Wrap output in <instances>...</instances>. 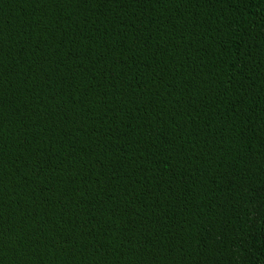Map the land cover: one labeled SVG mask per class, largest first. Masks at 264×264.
<instances>
[{
  "label": "trees",
  "instance_id": "obj_1",
  "mask_svg": "<svg viewBox=\"0 0 264 264\" xmlns=\"http://www.w3.org/2000/svg\"><path fill=\"white\" fill-rule=\"evenodd\" d=\"M0 264H264V0H0Z\"/></svg>",
  "mask_w": 264,
  "mask_h": 264
}]
</instances>
